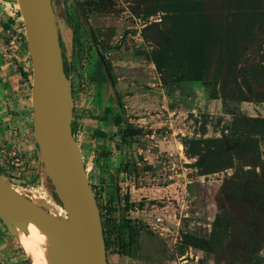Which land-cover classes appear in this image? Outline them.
Masks as SVG:
<instances>
[{
	"label": "rangeland",
	"instance_id": "374dc122",
	"mask_svg": "<svg viewBox=\"0 0 264 264\" xmlns=\"http://www.w3.org/2000/svg\"><path fill=\"white\" fill-rule=\"evenodd\" d=\"M191 1L73 0V3L82 4L88 14L85 16L88 25L99 35V48L105 57L106 66L110 68L118 104L111 93L106 95L105 85L95 81L96 71L101 64L86 29L81 27V52L75 55L72 52L71 30L63 23V11H66L70 25H73L74 11L67 0H53L60 33L67 41L65 52L74 68L70 79L72 132L80 147L99 212L103 214L104 221L108 215L116 219V227L112 231L105 224L108 264H120L118 259L121 256L138 259L145 264H264V198L261 205H257L258 213L252 207L250 209L243 204L229 202L223 190L227 183L219 182L233 177L229 171L207 176L204 181L198 178L195 170L185 172L187 176L178 183H185L186 179L191 181L186 192L180 186H171L166 188L162 199L155 201L159 208L165 205L168 208L166 211L154 208L155 212L150 215V221L155 225L153 230L145 229L146 225L140 216H135V212L146 210L149 206L143 198L132 200L129 183H134L135 188L153 182L147 178L138 180V177L144 175L137 169V158L141 160L144 156L136 157L133 154L131 144L137 137H123L120 127H131L135 121L150 117L159 121L170 119L172 124L158 126L156 133L161 139L166 136L173 140L174 147H177L178 141L183 142L184 148L182 145H178V148H183L187 153L194 151L189 139L207 142V145L200 147L207 151L212 147L209 140H222L226 150L231 147L233 151L238 144L234 143L235 139L254 140L255 133L264 129L257 122L254 125L258 129L246 133L253 123L248 120L237 121L231 108L225 101L222 102L225 97L220 93L223 83L233 97L239 94L238 89L248 98H257L258 93L263 91L264 22L262 28L254 29V35L246 42L247 34H250L254 26L248 12L242 7L247 10L253 7L261 9L264 0H243V6L236 0H200L202 5H196L211 13L222 27L230 25L227 48L237 57L234 70L229 72L224 68L223 79L211 81V86L205 88L199 82L180 86L169 82L164 85L155 66L147 59L160 42L158 33L153 29L155 23L167 31L180 34L189 30L195 33L196 38L200 37V24L203 22L197 17H189V13L193 14ZM228 9H231L230 14L225 12ZM236 11L239 12L238 16H235ZM220 12L224 15L223 20L219 19ZM12 38L14 58L5 60L2 45H8ZM223 43L222 39V51L217 42L205 46L211 74L220 66L218 57L221 54L223 58L227 55ZM177 51L172 50L170 55L177 54ZM26 54V37L17 1L0 0V99L4 96L0 107V174L14 180L11 184L18 192L26 196L33 194L38 203L51 214L63 217L33 139L30 59L29 56L28 62L21 59ZM7 63L14 67V75L17 74L14 82L5 74ZM23 65L26 67V76H21ZM119 80H122L123 86L118 91L116 83ZM246 84L251 87V92L246 89ZM212 92L222 98L213 100ZM126 96L129 100L123 101ZM9 103L13 106H9ZM162 105L166 109L161 108ZM106 106L112 107L113 113L122 117L121 126L117 127L109 121L104 112ZM102 117L105 118L102 120ZM179 128L184 132H179ZM97 131L102 135L96 136ZM183 133L192 134L187 136ZM117 134L120 136L118 139ZM203 135L206 136L203 138ZM117 151L121 152L120 157ZM204 156V169H222L220 158H211L207 154ZM173 158L179 159L178 155H173ZM123 166L128 168L129 175L121 170ZM149 167L143 164L144 170ZM154 175L160 178L156 184L166 187L160 171ZM172 182L175 183L174 178L167 183ZM249 186L244 183L242 194L245 198L252 196L253 202L257 198L252 193L250 195ZM125 197L133 204V210L129 213L125 211ZM156 218H161L162 223H156ZM140 231L150 234L149 239L141 242V245ZM192 237L205 240L208 243L207 251L185 246L183 240ZM35 251L36 247L18 228L0 220V264H44Z\"/></svg>",
	"mask_w": 264,
	"mask_h": 264
},
{
	"label": "water",
	"instance_id": "95a60500",
	"mask_svg": "<svg viewBox=\"0 0 264 264\" xmlns=\"http://www.w3.org/2000/svg\"><path fill=\"white\" fill-rule=\"evenodd\" d=\"M16 1L31 67L33 139L64 216L51 214L0 174V220L19 230L25 223L35 225L49 242V264H108L99 208L71 128L72 92L60 46V40L64 48L67 41L60 33L53 0ZM80 15L90 31L85 15L81 11ZM101 67L106 95L111 93L118 103L106 65Z\"/></svg>",
	"mask_w": 264,
	"mask_h": 264
},
{
	"label": "trees",
	"instance_id": "16d2710c",
	"mask_svg": "<svg viewBox=\"0 0 264 264\" xmlns=\"http://www.w3.org/2000/svg\"><path fill=\"white\" fill-rule=\"evenodd\" d=\"M100 1V0H99ZM224 2H229V0H223ZM240 1L243 6V0H236ZM193 5L190 6L191 11H193V14L189 13V17H197L200 21L203 22L201 25V34L200 37L196 38L194 36L193 31H184L183 33H176L175 31H167L166 29L159 28L158 23L154 24V30L158 33V37L160 38V42L156 44V49L151 51V53L147 56V59L150 60L153 65L155 66V69L157 73L160 75L161 81L164 85H166L169 82L175 83L177 86L187 84V83H201L204 84V82H211L213 80H220L223 79L224 76V68H227V70L233 71V67L237 64L236 56H234L232 53H230V49L227 48L228 43L230 41L229 39V32L231 31L230 25L225 24L224 27H222V24L217 22L215 17L212 16L211 13H208L205 11L204 8L198 7L196 5H202V1L200 0H192L191 1ZM67 3H69L71 8H74V23L73 25H70L68 13L66 11H63V20L66 24V26L71 30V41H72V52L75 55H78L81 52V27L84 26L86 29L84 22L81 18L80 11L87 16L84 7L80 3H70V0H67ZM232 9V8H231ZM231 9H228V14L231 13ZM243 10L248 12L249 17H251V24L253 29L251 30L250 34H247L246 42H249L250 38L254 35V29L257 27L262 28L263 22H264V7L260 8H251L247 10V8L242 7ZM239 12H235V16ZM219 19L223 20L224 15L222 12L218 13ZM238 16V15H237ZM87 31V34L89 36V39L91 41V44L94 47L96 57L99 61V63H105V57L103 53L100 51L99 48V35L97 34V31L90 29V31ZM232 33V32H231ZM224 40L223 46L224 51H226L227 55L226 57H218V62L220 64L219 68L211 74L210 69V59L206 54L205 46L207 43L210 42H217L220 45V50L222 51L221 47V40ZM60 46L62 49V59H63V66H64V72L68 79L72 78L74 68L72 62L67 57V54L65 52L64 45L62 41L60 40ZM178 50L177 54L171 56L170 52L172 50ZM227 49V50H226ZM264 54V53H263ZM262 63H264V55ZM107 71L110 74V68L108 66ZM23 76H26L23 74ZM111 76V74H110ZM95 81L98 84H105V77L102 71L101 65L98 66V69L95 74ZM246 89L251 92V87L246 84ZM238 95L235 97H232L239 101H254V102H262L264 101L263 98H259L260 95H264V88L262 93H258L257 98L250 96L245 97L243 92L238 89L237 93ZM105 115H107V118H109V121L113 123L115 126H121L122 123V117L118 114L113 113V108L106 106L104 108ZM111 116V118L109 117ZM105 117H102V120ZM107 120V119H106ZM253 123V126L249 128L246 133H252L254 130L258 129L254 125L255 123L259 122V125H263L264 127V119L259 118H252L249 120ZM238 131V129H237ZM120 132L122 133V136L126 137H133L142 134L141 129H134L132 127H120ZM245 133V132H243ZM256 135L259 134L261 136L264 135V129L262 128L261 131H257L255 133ZM95 135H102L100 132H95ZM210 143H212V147L210 151H207L206 149H201L200 147L202 145H207V142L205 141H196L195 138L189 139V144L194 147V151L192 152H185V154L190 158H196V161L192 164V166L196 169H198V172H201V175H207L212 173H217L218 171L222 170L223 168H228L233 165V157L239 161H243V164L250 165V164H256L258 163V150H257V144L252 139H247L246 141H242L241 139H235L234 143H238L237 147L233 151H227L225 145L223 144L222 140H209ZM184 145V143L182 142ZM185 146V145H184ZM231 146V145H230ZM247 151L249 154H247ZM204 154H207L211 158L213 156H216L217 159L220 158L222 162V169L217 171H207L204 169V163L206 161V157ZM214 158V157H213ZM120 170V169H119ZM123 172H128V168L126 166H123L121 169ZM129 175V172H128ZM53 197L57 204H60L59 200L57 199L56 195L53 192ZM125 211L129 213L133 210V204L129 203L128 197H125ZM108 219L104 221L103 214L100 213L101 218V225H102V231H103V237L105 241V246L107 245L106 237H105V224L110 228V230H114L116 227V219L113 215H108ZM130 222V220L128 221ZM147 227L145 226V229ZM183 243L185 246L204 249L207 251V245L208 243L205 240H199L198 238H190L183 240ZM128 248V246H127ZM123 249V248H122ZM127 252L128 249H127ZM130 253V252H129ZM122 254V251H121ZM29 264H31L29 262Z\"/></svg>",
	"mask_w": 264,
	"mask_h": 264
},
{
	"label": "crops",
	"instance_id": "0c3cea01",
	"mask_svg": "<svg viewBox=\"0 0 264 264\" xmlns=\"http://www.w3.org/2000/svg\"><path fill=\"white\" fill-rule=\"evenodd\" d=\"M21 59L24 62L26 60L28 62V54H26L25 56L23 55V58ZM7 64L8 65H6L5 67V70H6L5 74H8L9 79L14 82L15 79H17V74L14 75V72H15L14 67L11 66V64L9 63ZM25 66H26V63H25ZM25 66L23 65V67L21 68L23 70V74L26 75L27 71L25 69L26 68ZM159 85L161 84L159 83ZM120 86L121 87L123 86L122 80H119L116 83V88H118L117 89L118 91H119ZM126 97L127 99H125ZM126 97L123 99V101L129 100L128 96ZM162 98H165V96H163ZM3 99H4V96L0 99V107H1V103ZM225 102L227 106L231 108V110L240 111V114L243 117H262L264 118V103L256 105L253 102H246V101H225ZM8 105L13 106L11 103H9ZM161 108H165V106L162 105ZM135 122L136 123L131 125V127L134 129H141L142 134L132 137V138L137 137V139H135V141H133V143L131 144V150L133 151V154L136 157L141 156V155L144 156L143 159L141 160L140 158L139 159L137 158L138 160V162L136 163L137 169L141 171L142 174L144 175L142 177H138V180L147 178L149 181L153 183H149L148 186H139L135 188H133L134 183H129V186H130L129 193L132 195L131 198L133 201H137L143 198V201L147 202V205L149 206V208H147L146 210H141V211L138 210L137 212H135L136 214L135 216H140V219L145 223L146 227L148 226L146 228L147 230L148 228L149 230H153L155 225L153 226V223L150 221L151 219L150 215L153 212H155L154 208L160 211H166L168 208V206L166 205L159 208L158 206H156L155 201L162 199L163 197L161 196H163L164 192H166V190L170 188L171 186H180L182 187V190L186 192L187 185L190 184L191 181L188 179H186L185 183H178V181H182L183 178L187 176L185 172H187L188 170H189L188 172L193 171V170L198 172V169L192 166V164L196 161V158H190L185 154V151L183 149L184 146L182 142L178 141L177 147H174L173 140L167 139L166 136H164L161 139V137L157 135L156 128L160 125L165 126L167 124H172V121L170 119L165 120V121H159V120H156L154 117H150L147 119H140ZM146 129L153 130V131L152 132L145 131ZM181 131H183L182 128H179V132ZM183 134L191 135L192 133H183ZM107 136L110 138L109 133L107 134ZM118 137H120L119 134L116 135V139H118ZM105 141H108V140H105ZM178 145H182L181 147L183 148H178ZM260 149H261V154H262L261 166H258V167H239L237 166L235 168L228 170L230 174L235 175L236 179L238 178L256 179L259 174L261 173L264 174V140L260 141ZM117 152H118V157H120L121 152L120 151H117ZM133 154H131V156H134ZM173 155H176V156L178 155L179 159L178 158L172 159ZM133 163L135 164V161H133ZM143 164H147L151 168L149 167L147 168V170H144ZM158 171H160V174L164 176L162 180L165 181L166 187L158 186L156 184V182L159 181L160 178H156V175L158 174L154 175V173H158ZM214 174H219V173L201 175L198 172V178H202V181H204L205 177L214 175ZM172 178H174L175 183L173 182L167 183L168 180H172ZM219 182L221 183L222 181L220 180ZM142 214H145L148 217H144L145 215H142ZM149 236L150 234L147 233L146 231H140V234H139L140 245H141V242L147 241L149 239ZM195 259H196V256H195ZM118 261L120 262V264H128V262L130 261L132 262V264H145L144 262L143 263L139 262L138 259L133 260L131 258H128L127 256L119 257ZM184 262H187V261H183L182 263Z\"/></svg>",
	"mask_w": 264,
	"mask_h": 264
},
{
	"label": "flooded vegetation",
	"instance_id": "af4514ba",
	"mask_svg": "<svg viewBox=\"0 0 264 264\" xmlns=\"http://www.w3.org/2000/svg\"><path fill=\"white\" fill-rule=\"evenodd\" d=\"M71 9L74 11V8H71ZM3 45H6V44H3ZM111 79H112V77H111ZM205 83L207 85H204ZM204 84H203V86L206 88V87L211 86L212 83L211 82H204ZM220 93L222 94L223 97H225L224 100L222 99V101H239V100L232 98L233 95L229 92V90L227 91L226 85L224 83H223L222 87L220 88ZM211 95H212L211 97L213 100H218V99L222 98L221 96L219 97L218 93H216V92H212ZM246 102L255 103L254 101H246ZM262 103H264V101H262ZM231 111L234 114V117L237 121H245V120L249 121L252 118L264 119L262 117H243V116H241L240 111H238V110H236V111L231 110ZM237 112H239V115L236 114ZM204 136L205 135H203V138H204ZM262 140H264V135L263 136H261L259 134L255 135L254 141L257 144L258 163L245 165V164H243L242 161H239L233 157V162H234L233 165L231 167H228V168H223L222 170L218 171L217 173H224V172L226 173V172H228V170L235 168L237 166H239V167H258V166H261L262 154H261V149H260V141H262ZM228 151H232L231 147ZM230 175L233 177H231L230 179H228L226 181L221 180L222 181L221 183H227L223 187L224 195H225L226 199H228L229 202H231V203L243 204L249 208L252 207V210H254L255 213H258L257 205H261L262 199L264 198V174H262V173L259 174L256 179H250V178L242 179L241 178L242 180L240 178L236 179V176L233 174H230ZM244 183H247L251 186L250 195L252 193L253 195L256 196L257 199L255 201H253V202L251 201V200H253L252 196H249L250 198H245V196L242 194L243 193L242 187L244 186ZM247 199H250V200H247Z\"/></svg>",
	"mask_w": 264,
	"mask_h": 264
},
{
	"label": "bare ground",
	"instance_id": "6f19581e",
	"mask_svg": "<svg viewBox=\"0 0 264 264\" xmlns=\"http://www.w3.org/2000/svg\"><path fill=\"white\" fill-rule=\"evenodd\" d=\"M67 35L68 34H66V36ZM29 197L35 202H38L33 194H30ZM19 231L36 247L35 252L41 261L44 264H49L51 248L43 233L31 223H25L23 228Z\"/></svg>",
	"mask_w": 264,
	"mask_h": 264
},
{
	"label": "built area",
	"instance_id": "2783aa9c",
	"mask_svg": "<svg viewBox=\"0 0 264 264\" xmlns=\"http://www.w3.org/2000/svg\"><path fill=\"white\" fill-rule=\"evenodd\" d=\"M14 39L12 38V40L9 42L8 45H2L3 46V50H4V54L3 56L5 57V59L7 60H12L14 58ZM156 223H162L161 218H156Z\"/></svg>",
	"mask_w": 264,
	"mask_h": 264
}]
</instances>
